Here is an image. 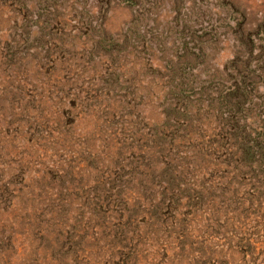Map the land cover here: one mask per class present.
<instances>
[{"label": "rangeland", "instance_id": "374dc122", "mask_svg": "<svg viewBox=\"0 0 264 264\" xmlns=\"http://www.w3.org/2000/svg\"><path fill=\"white\" fill-rule=\"evenodd\" d=\"M0 264H264V0H0Z\"/></svg>", "mask_w": 264, "mask_h": 264}]
</instances>
